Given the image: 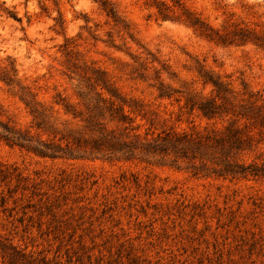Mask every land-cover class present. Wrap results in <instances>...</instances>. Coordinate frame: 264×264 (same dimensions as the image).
Wrapping results in <instances>:
<instances>
[{"label": "rangeland", "instance_id": "rangeland-1", "mask_svg": "<svg viewBox=\"0 0 264 264\" xmlns=\"http://www.w3.org/2000/svg\"><path fill=\"white\" fill-rule=\"evenodd\" d=\"M109 1L119 24L94 0H0V67L13 62L16 70L14 83L0 79V122L42 139L49 136L34 127V113L51 128H78L63 98L77 102L76 74L97 71L122 98L153 113L157 132L212 127L184 107L185 96L211 93L204 71L238 95L264 96L258 45L217 44L183 23L158 20L145 0ZM185 1L213 27L264 31V0ZM161 82L182 93L160 97ZM0 205L59 220L108 264H264V177L195 175L186 163L120 155L42 157L0 139Z\"/></svg>", "mask_w": 264, "mask_h": 264}, {"label": "trees", "instance_id": "trees-1", "mask_svg": "<svg viewBox=\"0 0 264 264\" xmlns=\"http://www.w3.org/2000/svg\"><path fill=\"white\" fill-rule=\"evenodd\" d=\"M94 1L115 24L122 22L109 0ZM145 4L155 9L158 20L183 23L217 44L254 43L264 50V31H255L240 23L213 27L191 11L185 0H145ZM7 11L20 19L14 12ZM12 71H16L13 62L0 67V79L7 84L14 83ZM76 75L82 79L76 91L77 102L69 103L63 98V104L66 111L80 119L78 128H51L42 114L34 113V127L48 135V139H42L40 134L36 137L14 131L2 122L0 139L42 157L120 155L148 164L186 163L195 175L236 179L264 177L263 94L238 95L220 77L204 71L203 82L212 87L211 93L185 96L184 107L192 113L197 111L212 127L182 131L170 128L157 132V118L153 113L135 100L122 98L109 86L102 72L97 71L94 76ZM158 90L160 97L168 99L182 93L163 82ZM182 98L180 94L176 100L179 102ZM138 117L146 122L138 123ZM145 125L148 127L141 132ZM43 224L51 229H41ZM34 226L36 232L32 231ZM63 226L57 219L45 221L0 209V264H108L102 251L95 254L94 246L86 244L83 234L68 232Z\"/></svg>", "mask_w": 264, "mask_h": 264}]
</instances>
